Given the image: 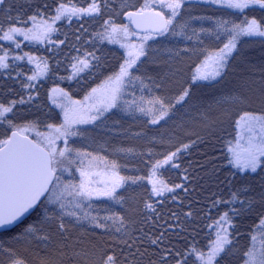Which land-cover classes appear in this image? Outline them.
Instances as JSON below:
<instances>
[{
  "label": "snow or ice",
  "instance_id": "obj_1",
  "mask_svg": "<svg viewBox=\"0 0 264 264\" xmlns=\"http://www.w3.org/2000/svg\"><path fill=\"white\" fill-rule=\"evenodd\" d=\"M6 2L7 0H0V6ZM189 2L190 0H144L135 11H125L124 15L129 22L144 32L142 36L130 31L128 24L117 25L111 18L105 20L103 31L95 35L101 42L106 40L109 43H119L126 49L125 58L118 71L108 75L85 95L84 101H92L90 104L72 101L76 105L73 108L58 104L55 94L60 93L63 97H67L68 94L63 89L53 88L50 99L61 108L63 120L59 124H45L47 131H36L35 139L29 138L25 133L38 127L36 120H29L21 125L14 123L9 114L15 115L14 109L17 104L23 105L35 98L30 90L36 87L33 82L49 70L48 61L44 57L34 56L28 52L10 57L9 50L0 44L2 52L0 71L12 67L9 59L13 61L27 59L29 64L35 65L32 75L27 76V83H21L23 89L29 90L27 100L20 96L19 99H11L7 103L0 102V124L6 123L11 130L10 135L0 139V230L12 229L23 222L22 218L35 214L36 219L27 224L23 232L13 239L35 242L37 247L44 246V254L38 255L36 264H65V260L70 264H140L148 252V247L144 246L145 241L148 246H155L154 254L158 256L157 260H150L149 264H189V258H193V264H220L225 257L234 254L233 241L237 228L234 217L247 215L257 203L264 204V175H260L264 173V89L258 98L260 110L243 111L235 121L237 128L235 140L226 144L227 163L236 170L232 174L233 177L238 178L242 175L249 182L238 187H230L227 198L220 196L212 201L213 208L220 205L230 207L207 225L215 238L210 240L205 248L198 247L195 242L184 249L173 246L168 239L169 229L179 227V224L175 226L167 224L158 234L145 232L142 227L139 231L144 233L143 236H133L123 231L128 218L97 202L113 201L121 204L126 198L119 190L137 184L144 177L121 175L120 169L124 166L117 160H110L105 155L94 154L86 149L75 148L70 143L72 137L83 135L76 125L93 124L112 109L120 108L139 113L148 117L147 124L159 125L161 121L170 119L177 105L183 107L187 104L192 96L191 88L198 81L215 80L224 74L229 57L239 51L237 45L241 37L261 38L260 42L264 44V16L259 19L256 16L249 18L246 14L248 9L264 10V0H201L206 5L234 10L243 15V19L240 22L228 19L216 21V39H220L219 34L222 32L226 36V42L218 49L203 50V59L195 65L191 73V83L181 88L175 97L158 95L148 89L149 95H141L137 99L135 91H130L135 87L134 82L139 81L141 92L148 88L143 78L134 74V70L139 71L137 66L140 58L147 55L145 43L148 40L175 36L188 41L195 38L203 44L201 33L211 31L204 27L197 29L192 26L193 20L203 17L189 14L185 18L184 9ZM107 6L108 0H90L87 7H77L72 0H56L52 9L54 14L49 15L48 4H44L43 8L37 5L33 13L26 18L19 15L8 16L10 22L7 27L0 23V41L11 42L17 49L21 47V43L16 37H23L30 42L47 41L49 44H55L56 42L51 40V35L59 31L54 26L58 21L67 20L71 23L73 18L81 20L85 17L101 16ZM128 7L127 0H124V8ZM164 10H167V14ZM144 22H147V28L142 27ZM29 24L30 27L25 26ZM80 27L83 29L84 24L82 23ZM131 36H139L140 42L138 44L130 42ZM76 39L79 40L80 37L77 36ZM64 43V40L59 41V44ZM181 51L186 53L189 49L177 50L175 56L179 57ZM92 60H99L94 52L85 53L82 58L76 57L75 63L72 64L73 75L90 69L93 66ZM155 87L159 89L161 84H156ZM239 102L246 103V100ZM215 103L220 104L221 101L216 100ZM194 143L195 141L185 143L174 151L161 153V159L151 162L148 175V183L152 185L150 198L164 197L165 193H174L176 189L187 192L184 184L169 186L155 177L165 166L178 168L179 164L175 161L179 159V154L187 151ZM119 151L133 153L134 149L121 148ZM149 155H152L151 151ZM253 174L259 176L261 188L255 196L249 195L254 192L251 186V181L255 179ZM184 179L187 180L188 177L185 176ZM227 183L232 185V180L228 179ZM172 199L175 200L176 197L173 196ZM143 208L156 214L159 219V213L152 202L144 201ZM101 212L104 214L101 215ZM184 215L191 218L193 213L188 211ZM171 216L179 220L176 213H172ZM151 219L147 217L145 223ZM85 222L91 227L92 236H108V239L102 244L86 242L84 232L73 237L70 226L73 228L83 226ZM155 227L153 224V228ZM181 230L187 231L184 228ZM114 233H122V236L116 237ZM248 235L249 245L242 253V264H264V214L259 216ZM54 240L56 246L51 250L49 246ZM0 251L7 253L8 264H29L26 256L11 246H5L3 242H0Z\"/></svg>",
  "mask_w": 264,
  "mask_h": 264
},
{
  "label": "trees",
  "instance_id": "obj_2",
  "mask_svg": "<svg viewBox=\"0 0 264 264\" xmlns=\"http://www.w3.org/2000/svg\"><path fill=\"white\" fill-rule=\"evenodd\" d=\"M72 2L77 7H87L90 0H72ZM143 3L144 0H127L129 7L124 8V0H108V6L103 9L101 16L85 17L81 20L73 18L71 23L67 20L58 21L54 26L59 31L51 35V40L55 41V44H49L47 41L30 42L23 37H16L21 43V47L17 49L11 42L0 41V44L9 50L10 57L28 52L46 58L49 65V70L33 82L36 87L30 92L35 98L29 103L17 104L14 109L15 115L9 114V118L21 125L29 120H36L38 127L25 133L33 139H35L34 130L45 131L47 130L45 124L62 122V110L50 99L51 90L60 88L70 98L84 100L85 95L93 87L99 85L108 75L118 71L119 65L125 58L126 49L117 43H109L106 40L101 42L95 34L103 31L104 21L109 18L117 25L126 24L124 12L135 11ZM44 4L50 6L47 11L49 15H53L52 9L56 0H7L5 5L0 6V23L7 27L10 22L8 16L19 15L26 18L33 13L37 5L43 8ZM164 11L167 14V10ZM189 14L203 17L193 20V27L197 29L204 27L211 31L201 33L203 44L195 38L188 41L175 36L149 40L145 44L147 55L140 58L137 66L139 71L134 70V74L141 76L148 88L141 92L139 81H135L134 89H130L135 91L137 99L141 95H149L148 89L158 95L175 97L181 88L191 83V73L195 65L203 59V50L218 49L226 42V36L222 32L219 34L220 39H216V21L228 19L240 22L243 19V15L234 10L217 5H206L201 0H190L185 5V18ZM246 14L249 18L256 16L259 19L264 16V10L248 9ZM82 23L83 29L80 27ZM138 34L142 36L144 33ZM77 36L80 37L79 40L76 39ZM60 40H64L65 43L59 44ZM260 40L261 38L257 37H241L237 45L239 51L229 57L224 74L215 80L198 81L191 88L192 96L187 104L183 107L177 105L170 119L161 121L159 125H149L146 123L148 117L117 108L106 112L93 124L77 127L83 135L70 139L73 147L105 155L110 160H117L124 166L120 169L121 175L144 177L137 184L119 190L126 198L121 204L113 201L97 202L128 218L123 231L133 236H143L144 233L139 231L142 227L145 232L158 234L167 224L174 226L179 224V227L169 229L168 239L173 246L180 249L186 248L192 242L198 247L205 248L209 241L215 238L213 231L207 225L219 214L227 211L230 206L220 205L213 208L212 201L220 196L227 198L230 187H238L249 182L242 175L238 178L233 177L232 174L236 170L227 163L226 144L235 140V121L239 115L246 110L259 111L261 108L258 98L261 90L264 89V44ZM185 48L189 51L186 53L181 51L179 57L175 56V51ZM88 52H94L99 60H92L93 66L90 69L74 76L72 64L75 63V58H82ZM9 63L12 65L10 69L0 71V102L7 103L11 99H19L20 96L27 100L29 90L23 89L21 83H27V76L32 75L35 65L29 64L27 59L23 61L9 59ZM148 77L153 79L149 80ZM156 84H161V88L157 89ZM216 100H220L221 103L216 104ZM240 100H246V103H240ZM10 134L8 125L0 124V139ZM192 141L195 143L187 151L181 152L179 159L175 161L179 164L178 168L165 166L155 177L169 186L184 184L188 189L187 192L176 189L174 193H165L164 197L150 198L152 185L148 183V175L151 162L161 159V153L174 151L177 147ZM121 148H132L134 152H121L119 151ZM185 176L188 177L187 180L184 179ZM253 176L255 179L251 181V186L254 192L249 195L255 196L261 188L259 176L256 174ZM228 179L232 180V185L227 183ZM173 196L176 197L175 200L172 199ZM256 199L259 200V197L256 196ZM144 201L154 204L159 219L156 214L143 208ZM188 211L193 213L191 218L184 215ZM172 213H176L179 220L172 217ZM103 214L101 212V215ZM262 214H264V204L257 203L247 215L234 217V223L237 225L233 241L234 254L225 257L220 264H242V253L249 245L248 233ZM147 217L152 219L145 223ZM35 219V214L29 215L18 226L0 232V242L26 256L29 264H36L38 255L44 254V246L37 247L35 242L17 241L13 237L23 232L27 224ZM153 224L156 225L155 228ZM182 228L187 231H182ZM70 230L73 237L84 232L86 242L102 244L108 239V236H92V229L87 222L83 226L74 228L70 226ZM114 235L121 237L122 233H114ZM55 246L54 240L49 248L54 250ZM144 246L148 247V252L141 259L140 264H149L150 260H157L158 256L154 254L155 246H148L147 241ZM8 259L7 253L0 251V264H8ZM65 264L70 262L65 260ZM189 264H193V258H189Z\"/></svg>",
  "mask_w": 264,
  "mask_h": 264
},
{
  "label": "rangeland",
  "instance_id": "obj_3",
  "mask_svg": "<svg viewBox=\"0 0 264 264\" xmlns=\"http://www.w3.org/2000/svg\"><path fill=\"white\" fill-rule=\"evenodd\" d=\"M126 24H128L129 25V30L130 31H132V26H131V24H130V22H126ZM144 35V34H143ZM149 41V40H148ZM147 41V42H148ZM124 42H126V41H121V43H124ZM130 42H134V43H139L140 42V40H139V36H131L130 37ZM146 42V43H147ZM145 43V44H146ZM117 44H119V43H117ZM60 89V88H59ZM65 92V91H64ZM51 95H53V93H51ZM55 96H56V99H57V103H62L63 105H65L66 107H68V108H73V107H76V105H74L73 103H72V101H81V102H84V103H92V101H87V102H85L84 100H75V99H72V98H70L69 96H67V97H63L60 93H57V94H55ZM131 97H125V99H130ZM84 125H86V124H80V125H76V128L79 126H84ZM88 125V124H87ZM47 130H45V131H41V132H46ZM33 133H34V136H35V138H36V131L34 130L33 131ZM27 135V134H26ZM236 135H237V128H236ZM74 138H76V136L75 137H72V139H74ZM65 179H67V176L65 175Z\"/></svg>",
  "mask_w": 264,
  "mask_h": 264
},
{
  "label": "water",
  "instance_id": "obj_4",
  "mask_svg": "<svg viewBox=\"0 0 264 264\" xmlns=\"http://www.w3.org/2000/svg\"><path fill=\"white\" fill-rule=\"evenodd\" d=\"M124 18H125L126 21H129L126 15H124ZM130 24H131V23H130ZM131 26H132V28H133V30H134L135 32H137V33H144L143 31H141L140 28H137V26H136L135 24H131ZM142 27H143V28H147V27H148L147 22H144V23L142 24ZM29 138H31V137H29ZM31 139H32V138H31ZM28 216H29V215H27L25 218H27ZM25 218H22V221H23ZM19 224H20V223H18V225H19ZM14 227H16V226H14ZM14 227H13V228H14ZM3 231H6V230H0V232H3Z\"/></svg>",
  "mask_w": 264,
  "mask_h": 264
}]
</instances>
